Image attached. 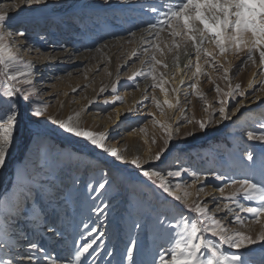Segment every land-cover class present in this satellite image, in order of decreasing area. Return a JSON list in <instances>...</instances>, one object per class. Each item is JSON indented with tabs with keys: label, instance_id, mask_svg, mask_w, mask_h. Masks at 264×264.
<instances>
[{
	"label": "snow or ice",
	"instance_id": "obj_1",
	"mask_svg": "<svg viewBox=\"0 0 264 264\" xmlns=\"http://www.w3.org/2000/svg\"><path fill=\"white\" fill-rule=\"evenodd\" d=\"M137 9L148 19L136 22L124 14L125 10ZM100 10L105 12L108 27L131 25L124 29L126 36L115 37L121 48L134 45L124 58H136L142 66L127 79L134 82L136 91H140L138 78L150 81L141 99L126 110L136 118L147 111L149 123L160 132L159 138L155 133L151 138L145 135L143 142L148 147L143 154L121 151L118 141L113 146L111 130L82 124L78 111L63 118L50 113L49 105L40 99L45 90L36 86V63L21 55L35 51L37 59L45 62L73 59L78 53L64 43L52 46L48 53L29 44V32L37 27L46 29L53 22L70 29H88L101 19ZM109 10L111 17L107 16ZM40 39L46 37L41 35ZM99 39L103 42L85 51L106 54L111 45L103 37ZM57 47L60 53L53 55ZM181 56L188 58L187 63L181 65ZM230 57L240 64H234ZM109 63L110 58L98 60L93 68L85 66L84 78L88 79V72H98L101 65L105 75L111 77ZM244 65L257 69L247 89L232 82L235 69ZM202 77L212 85V102L200 88ZM119 84L118 66L115 79L110 85L102 84L97 96L110 89L111 100L103 103L124 104ZM71 92L76 93L77 88ZM259 93H264V0H163L160 4H140L139 0H90L84 4L3 0L0 188L8 194L0 196V250L8 258L0 259V264H112L115 250L107 247V232L102 230L108 223L112 202L104 197L109 189L126 190L130 183L143 186L138 190L141 207L135 218L129 214L131 235L124 242L120 264H254V247L264 249V113L253 122L254 126L244 127L239 137L244 147L233 156L234 163L225 161L220 165L224 171H198L179 163L175 167L162 165L174 147L181 151L178 140L195 135V131H187L181 136L182 126L192 125L194 130L207 134L210 128L226 126V122L234 124L242 109L264 103ZM190 96L203 102L204 116L200 119L189 117L187 107H180L182 99L185 105L191 104ZM148 102L152 111L147 110ZM93 103L95 100L89 101ZM177 111L180 117L173 120ZM116 115L113 125L119 127L122 113L117 111ZM28 124L35 127L25 137ZM136 132L146 133V126L132 128L128 135ZM60 137L66 139L59 141ZM53 140L58 141V147L50 142ZM158 140V150L153 151ZM72 141L94 154L91 182L70 174L76 158L64 152V144ZM18 142L23 143V154L19 166L9 170ZM124 169H128L127 176L123 175ZM209 178L218 183L209 184ZM81 197L90 202L95 221L82 222V228L77 226L67 255L30 239L31 234L47 237L54 244L62 242L65 222L71 221ZM253 225H259V229L253 231ZM141 233L151 239L147 247L150 255H142L138 238ZM260 264H264V253Z\"/></svg>",
	"mask_w": 264,
	"mask_h": 264
},
{
	"label": "rangeland",
	"instance_id": "obj_2",
	"mask_svg": "<svg viewBox=\"0 0 264 264\" xmlns=\"http://www.w3.org/2000/svg\"><path fill=\"white\" fill-rule=\"evenodd\" d=\"M139 0L140 4H160L163 0ZM150 1V2H149ZM3 2V0H0ZM69 3L75 2L78 4L89 3L90 0H68ZM86 11V10H85ZM112 10L107 12V16L111 17ZM119 14V10H117ZM125 15L132 16L135 18L136 22L147 20L148 17L144 16L137 9L134 12L124 11ZM23 15H33V13H24ZM57 15H63V13H58ZM101 19L94 26H89L88 29H70L65 25L59 24L58 22L50 23L46 29L37 27L35 30L29 32L28 42L34 45L36 48H40L43 52H51L52 46H58L60 43H64L70 49H76L78 54H86L89 60L82 64L75 63V56L73 59H62L59 62L52 61L53 65L46 67L44 72H39L38 69L36 76L37 87L42 88L45 91L41 93L40 99L49 105L48 111L52 114L58 115L63 118L66 115L78 111L80 113V122L87 123L89 126L97 127V130H104L108 128L111 130V136L114 139L111 141L113 146L117 145L121 151L127 150V154H135L139 152L143 154L147 149L148 145L144 144L145 135L151 138L155 133L157 138L160 136L158 129L153 128L149 123L150 117L147 116V111H143L139 118L131 117L127 113V108L130 107L134 101L140 100L143 90L147 84H150L149 80L143 78H138L140 91L135 90V84L127 79V76L135 69L141 68L139 60L132 58L130 60L124 58L125 52H130L134 45L125 44L123 48L120 47V41L115 37L126 36L124 29L131 27L130 24H123L119 27H108L104 23L105 12L100 10ZM115 34V36L112 35ZM44 35L45 40H41L40 36ZM100 37L107 40L111 45L110 49L106 50V54L89 53L85 51L87 47H92L94 44L100 41ZM60 53V49L57 47L56 55ZM25 60H33L38 68L39 65L45 64L43 59H37V53L32 52L31 55L27 53H21ZM63 55V54H61ZM94 57V58H93ZM108 71L112 73L109 77L105 75L103 65L100 66L99 71L96 73L88 72V79L84 78L85 66L88 68H93L97 65L100 59H109ZM188 58L181 56V65L186 63ZM234 64H240L239 61L231 58ZM169 65L172 64V59H168ZM120 67V84H119V95L124 99L125 103H116L115 105L104 104L103 100H111L110 89L109 92L97 96L99 88L101 85H110L112 80L115 79L116 72ZM48 70V72H46ZM255 70V71H254ZM256 72L257 69L251 67L250 65H244L235 69V74L233 75L232 82L241 84V87L247 89L250 75L252 72ZM67 73H72L71 76ZM259 79V77H256ZM87 85V87H84ZM223 86V85H222ZM77 88L76 93H72L71 89ZM201 90L207 95L208 101L212 102L214 100V92L210 91L212 85H210L206 78L201 79L200 84ZM187 91V89H185ZM63 93H69V95H64ZM264 97V93H259ZM151 95V92H148ZM159 95V92H157ZM87 97V99H84ZM162 98V97H161ZM191 104L185 105L182 99L180 105L181 108L187 107V115L189 117L194 116L196 119H200L204 116L202 111L203 102L198 100L196 97H189ZM95 100V103L89 104V101ZM63 105V107H61ZM88 111H85V109ZM147 110L152 111V106L150 102L147 103ZM23 112V108L21 109ZM117 111L121 112L122 115L119 118V127H114L113 121L117 120ZM264 113V103H257L250 107L242 109V115L236 123L226 122V126L213 127L210 128L207 134L201 133L198 130H194L192 125H185L180 128V134L187 131H195V135L187 137L186 139L178 140L177 147L181 151H177L176 147L173 148L171 152L167 154L164 158L163 167L172 166L175 167L177 163L184 167L190 169H195L198 171H205L208 169H215L217 171H224L220 165L225 161L228 163H234L233 156L237 154V150H242L244 145L240 143V134L242 133L244 127L254 126L253 122L260 118V114ZM111 116V120L108 117ZM180 117L179 111L176 115L172 116L173 120ZM183 124V119H180ZM24 122L22 121V124ZM109 126V127H108ZM138 126H146V133H133L128 135L132 128H137ZM34 125L28 124L24 131V136L27 137L28 131L34 129ZM51 132V129L47 130ZM65 137H60L59 141H64ZM54 146H59L58 141H50ZM133 146V150L129 147ZM159 140L157 145H153V151L158 150ZM74 149L79 151H73ZM64 152L70 153L74 159L72 161V171L71 175L81 176L83 179L91 182V166L95 164L93 158L94 154L91 153V149L84 147L82 144L72 141L70 143L64 144ZM23 154V143L18 142V147L13 150L12 158L9 161V170L19 166L18 162ZM179 157V161H177ZM24 163H28L25 161ZM123 175H128V169L123 170ZM187 179V178H185ZM209 184L218 183L217 181L209 178ZM143 186L135 183H130L127 185V189L111 188L105 194V199H110L112 202V207L109 209L108 223L102 226V230L107 232L104 237L107 247L109 249L115 250L114 257L111 258L112 264H120L122 260V250L124 242L131 235L130 230V219L129 214L135 218L137 212L140 210V197L139 189ZM135 189V190H134ZM3 188H0V196L7 195ZM90 202L81 197L79 202L74 206L75 211L71 218V221L65 222L63 230L65 232V238L60 243H53L48 240L47 237L43 239L39 235H31L30 239L42 242L49 248L50 251L53 249L57 254L67 255L68 251L72 247L73 237L76 235L77 226L82 228L83 223L91 224L95 221V216L90 212ZM242 216L245 214H241ZM100 226V225H97ZM253 231L259 229V225H253ZM140 246L142 250V255H150L147 251L148 245L151 243V239L144 233L139 235ZM160 242V241H157ZM264 249L259 246L254 247V251L251 254L254 264H260V258ZM4 252L0 250V259H7ZM98 259V258H97ZM104 264V261H101Z\"/></svg>",
	"mask_w": 264,
	"mask_h": 264
},
{
	"label": "bare ground",
	"instance_id": "obj_3",
	"mask_svg": "<svg viewBox=\"0 0 264 264\" xmlns=\"http://www.w3.org/2000/svg\"><path fill=\"white\" fill-rule=\"evenodd\" d=\"M142 1V0H141ZM140 1V2H141ZM150 2V1H149ZM76 50V49H75ZM76 59H75V63L76 64H82V63H85L86 61H88L89 60V57H88V55H86V54H78V55H76V57H75ZM188 60V59H187ZM187 63V62H186ZM53 65L54 63H52V61H48V62H46L45 64H42L41 63V65H39L38 66V69L40 68L41 69V71H39V72H44V70H45V68L46 67H50L49 65ZM184 64V63H183ZM255 71V70H254ZM254 71L251 73V75H250V79L249 80H251V79H253V73H254ZM46 72H48V70H46ZM189 75H190V73H189ZM177 79H179V77H177ZM109 127V126H108ZM131 150H133V146H130L129 147Z\"/></svg>",
	"mask_w": 264,
	"mask_h": 264
}]
</instances>
